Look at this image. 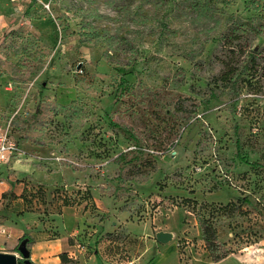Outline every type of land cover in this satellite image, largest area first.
<instances>
[{
  "label": "rangeland",
  "instance_id": "1",
  "mask_svg": "<svg viewBox=\"0 0 264 264\" xmlns=\"http://www.w3.org/2000/svg\"><path fill=\"white\" fill-rule=\"evenodd\" d=\"M253 53L264 0H0V254L28 230L46 264H264V78H221Z\"/></svg>",
  "mask_w": 264,
  "mask_h": 264
},
{
  "label": "trees",
  "instance_id": "2",
  "mask_svg": "<svg viewBox=\"0 0 264 264\" xmlns=\"http://www.w3.org/2000/svg\"><path fill=\"white\" fill-rule=\"evenodd\" d=\"M248 26L250 30L254 32V34L257 35L262 33V30L259 29L257 26H254L252 24H248ZM232 28H233L232 30L233 34L230 35L229 38L228 36L225 37L223 36L224 44L229 47L239 48L241 44L240 40L242 38V34L246 32V29L243 27H239V25H233ZM257 58L258 56L255 55V53L251 55H247L246 59L242 63H239L238 65L236 62L227 60L225 63V73L222 75L221 78L224 81H229V80L234 81L236 73L243 74L248 71V74H257L259 70H261L262 72L260 77L264 78V63L261 64ZM72 202L73 201H70V199L65 198L63 200L62 205L70 206ZM199 231L205 249L214 262H218L225 259L233 252L225 245V243L219 241L217 231L210 218L203 216L199 217ZM23 240H27V248L34 243V240L26 233L19 238L18 242L20 243ZM17 246L14 249L15 251H17ZM59 258L61 260V263L70 262V259L67 257L66 253H60ZM18 262L19 264H25L22 259L19 260ZM29 264H34V263L31 261Z\"/></svg>",
  "mask_w": 264,
  "mask_h": 264
},
{
  "label": "crops",
  "instance_id": "3",
  "mask_svg": "<svg viewBox=\"0 0 264 264\" xmlns=\"http://www.w3.org/2000/svg\"><path fill=\"white\" fill-rule=\"evenodd\" d=\"M1 166H4V164L0 163V217L3 216L2 214H4V213H2V202L4 201L2 199V197H3V194H5L7 192V190H8V188H9L7 180L4 179V176L5 175L7 176V172L4 175L3 172L1 171ZM16 194H18V193H16ZM7 222H9V221H5V220L1 221L0 220V242L3 243V244L8 239L7 238V230H6V223ZM27 229H30V228L28 227ZM25 233L29 235L28 230L27 231H20L19 230L17 232H12L11 235H12V237L14 238V240L16 242ZM49 247H50L49 242L43 241V239H41V237L40 238H36V240L31 245V248H30V250H31V259L30 260L34 264H46L47 261L38 259L39 258L38 255H39V252H41V251H43L44 255H48L49 254V250H47V249ZM229 256H227L224 260H226Z\"/></svg>",
  "mask_w": 264,
  "mask_h": 264
},
{
  "label": "water",
  "instance_id": "4",
  "mask_svg": "<svg viewBox=\"0 0 264 264\" xmlns=\"http://www.w3.org/2000/svg\"><path fill=\"white\" fill-rule=\"evenodd\" d=\"M157 241L163 243L167 240L171 239V235L168 233L158 232L156 234ZM18 253L21 255L22 260L25 264H29L31 262L30 260V251L27 248V240H23L20 242V244L17 247ZM0 259L2 261V264H17V259L15 255L13 254H0Z\"/></svg>",
  "mask_w": 264,
  "mask_h": 264
},
{
  "label": "built area",
  "instance_id": "5",
  "mask_svg": "<svg viewBox=\"0 0 264 264\" xmlns=\"http://www.w3.org/2000/svg\"><path fill=\"white\" fill-rule=\"evenodd\" d=\"M15 149V144L8 140L6 133H0V163H5Z\"/></svg>",
  "mask_w": 264,
  "mask_h": 264
},
{
  "label": "bare ground",
  "instance_id": "6",
  "mask_svg": "<svg viewBox=\"0 0 264 264\" xmlns=\"http://www.w3.org/2000/svg\"><path fill=\"white\" fill-rule=\"evenodd\" d=\"M0 264H2V261H1V259H0Z\"/></svg>",
  "mask_w": 264,
  "mask_h": 264
}]
</instances>
